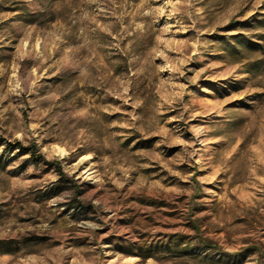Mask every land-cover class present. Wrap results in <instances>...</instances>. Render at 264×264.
I'll list each match as a JSON object with an SVG mask.
<instances>
[{
	"label": "rangeland",
	"instance_id": "rangeland-1",
	"mask_svg": "<svg viewBox=\"0 0 264 264\" xmlns=\"http://www.w3.org/2000/svg\"><path fill=\"white\" fill-rule=\"evenodd\" d=\"M0 264H264V0H0Z\"/></svg>",
	"mask_w": 264,
	"mask_h": 264
},
{
	"label": "trees",
	"instance_id": "trees-1",
	"mask_svg": "<svg viewBox=\"0 0 264 264\" xmlns=\"http://www.w3.org/2000/svg\"><path fill=\"white\" fill-rule=\"evenodd\" d=\"M17 144L19 147H22L23 149L30 150L34 156H38L37 155V151H38L37 145L34 144V145L25 146L21 143V141H18ZM204 246H208V245H204ZM181 252L182 254H184L185 251L182 250Z\"/></svg>",
	"mask_w": 264,
	"mask_h": 264
}]
</instances>
